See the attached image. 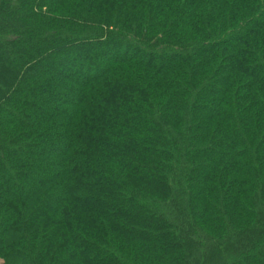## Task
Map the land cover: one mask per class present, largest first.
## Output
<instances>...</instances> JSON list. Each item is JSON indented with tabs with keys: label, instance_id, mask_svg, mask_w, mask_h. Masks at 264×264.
I'll return each instance as SVG.
<instances>
[{
	"label": "trees",
	"instance_id": "trees-1",
	"mask_svg": "<svg viewBox=\"0 0 264 264\" xmlns=\"http://www.w3.org/2000/svg\"><path fill=\"white\" fill-rule=\"evenodd\" d=\"M0 264H264V0H0Z\"/></svg>",
	"mask_w": 264,
	"mask_h": 264
}]
</instances>
